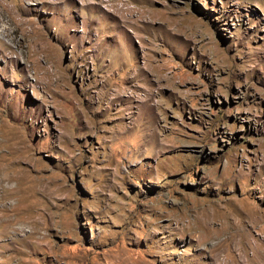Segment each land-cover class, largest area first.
Listing matches in <instances>:
<instances>
[{"label": "rangeland", "instance_id": "374dc122", "mask_svg": "<svg viewBox=\"0 0 264 264\" xmlns=\"http://www.w3.org/2000/svg\"><path fill=\"white\" fill-rule=\"evenodd\" d=\"M0 4V264L264 263V0Z\"/></svg>", "mask_w": 264, "mask_h": 264}, {"label": "bare ground", "instance_id": "6f19581e", "mask_svg": "<svg viewBox=\"0 0 264 264\" xmlns=\"http://www.w3.org/2000/svg\"><path fill=\"white\" fill-rule=\"evenodd\" d=\"M2 3V2H1ZM1 5V4H0ZM250 214V212H249ZM259 213L258 212H253L252 215L250 217H253L255 219V216H257ZM264 216V215H262ZM256 220V219H255ZM233 238H231L232 242L236 245L237 249L240 250V247L243 246L246 248V250H248V247L242 243H246V241L248 240V237L247 235L245 234H242V230L240 231L239 229H237V231L233 234L232 236ZM243 249V248H242ZM250 249V248H249ZM263 251V255L260 257V259H263L264 260V248L261 249ZM237 260L234 261L233 264H244V261H242L243 257L241 256H237ZM247 259V258H246ZM257 259H252V262H255ZM230 262V261H229ZM233 262V261H232ZM264 262V261H263ZM248 264V262H247ZM264 264V263H263Z\"/></svg>", "mask_w": 264, "mask_h": 264}]
</instances>
